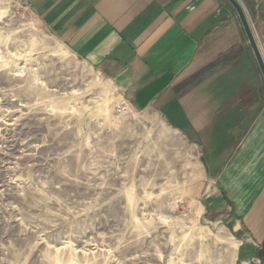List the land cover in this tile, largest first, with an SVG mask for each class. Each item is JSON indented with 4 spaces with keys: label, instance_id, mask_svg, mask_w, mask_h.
<instances>
[{
    "label": "rangeland",
    "instance_id": "rangeland-1",
    "mask_svg": "<svg viewBox=\"0 0 264 264\" xmlns=\"http://www.w3.org/2000/svg\"><path fill=\"white\" fill-rule=\"evenodd\" d=\"M199 154L0 0V264H234Z\"/></svg>",
    "mask_w": 264,
    "mask_h": 264
},
{
    "label": "crops",
    "instance_id": "crops-1",
    "mask_svg": "<svg viewBox=\"0 0 264 264\" xmlns=\"http://www.w3.org/2000/svg\"><path fill=\"white\" fill-rule=\"evenodd\" d=\"M135 110L200 150L236 236L234 264H264V79L226 0H24ZM264 61V0H238Z\"/></svg>",
    "mask_w": 264,
    "mask_h": 264
},
{
    "label": "water",
    "instance_id": "water-1",
    "mask_svg": "<svg viewBox=\"0 0 264 264\" xmlns=\"http://www.w3.org/2000/svg\"><path fill=\"white\" fill-rule=\"evenodd\" d=\"M226 1L233 7V9L235 10V12H236V14L240 20L242 28L246 34V37H247L248 42L252 48L255 59L257 61V64L259 66V69H260L262 76H263V79H264V61H263L262 56H261L259 49L257 47L256 41L254 39L252 30L250 28V24L248 22V19H247L245 12H244V9L238 0H226Z\"/></svg>",
    "mask_w": 264,
    "mask_h": 264
}]
</instances>
